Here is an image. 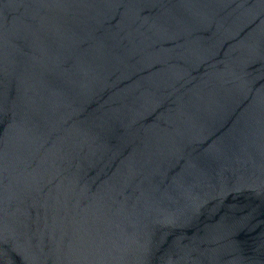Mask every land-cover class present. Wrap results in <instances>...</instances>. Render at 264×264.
I'll return each instance as SVG.
<instances>
[{
	"label": "water",
	"instance_id": "95a60500",
	"mask_svg": "<svg viewBox=\"0 0 264 264\" xmlns=\"http://www.w3.org/2000/svg\"><path fill=\"white\" fill-rule=\"evenodd\" d=\"M0 264H264V0H0Z\"/></svg>",
	"mask_w": 264,
	"mask_h": 264
}]
</instances>
